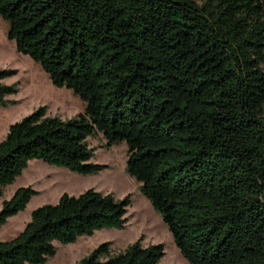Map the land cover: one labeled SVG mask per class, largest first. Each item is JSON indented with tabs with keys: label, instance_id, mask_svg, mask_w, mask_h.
<instances>
[{
	"label": "trees",
	"instance_id": "1",
	"mask_svg": "<svg viewBox=\"0 0 264 264\" xmlns=\"http://www.w3.org/2000/svg\"><path fill=\"white\" fill-rule=\"evenodd\" d=\"M18 54L85 104L70 120L39 108L0 142V194L38 160L79 175L87 139L127 146L140 184L190 264H264V0H0ZM0 104L15 94L1 81ZM36 192L2 203L0 227ZM129 196L87 190L32 211L0 264H44L53 243L123 229ZM161 244L110 254L103 243L77 264H159ZM104 258V259H103ZM102 259V261H101Z\"/></svg>",
	"mask_w": 264,
	"mask_h": 264
},
{
	"label": "rangeland",
	"instance_id": "2",
	"mask_svg": "<svg viewBox=\"0 0 264 264\" xmlns=\"http://www.w3.org/2000/svg\"><path fill=\"white\" fill-rule=\"evenodd\" d=\"M8 24L0 18V71H14L1 81L2 85H15L17 92L5 97L0 104V142L11 125L20 122L39 108L46 117L70 120L82 113L85 104L71 90L52 85L47 75L30 58L18 54L7 38ZM93 151L90 162L105 165L107 169L95 175H79L63 167L32 160L15 180L0 194V209L19 188H32L36 194L25 209L9 217L0 227V242L14 239L30 222L32 211L46 205H55L64 194L78 196L87 190L110 194L116 200L129 196L126 224L123 229H102L91 236H80L73 243H53L55 254L44 264H77L103 243H110V254L124 251L140 240L142 247L161 244L164 255L159 264H190L182 257L172 235L139 190L140 184L125 171L127 146L121 142L106 148L101 135L87 139ZM104 259V258H103ZM102 261V259H101Z\"/></svg>",
	"mask_w": 264,
	"mask_h": 264
}]
</instances>
